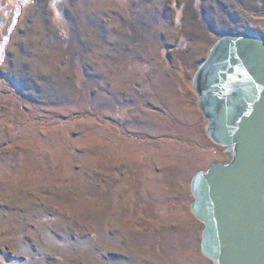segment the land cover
Returning <instances> with one entry per match:
<instances>
[{
	"label": "rangeland",
	"instance_id": "obj_1",
	"mask_svg": "<svg viewBox=\"0 0 264 264\" xmlns=\"http://www.w3.org/2000/svg\"><path fill=\"white\" fill-rule=\"evenodd\" d=\"M241 33L264 0H0V264H212L191 83Z\"/></svg>",
	"mask_w": 264,
	"mask_h": 264
},
{
	"label": "water",
	"instance_id": "obj_2",
	"mask_svg": "<svg viewBox=\"0 0 264 264\" xmlns=\"http://www.w3.org/2000/svg\"><path fill=\"white\" fill-rule=\"evenodd\" d=\"M191 85L207 137L231 156L190 181L200 253L212 264H264V40L222 35Z\"/></svg>",
	"mask_w": 264,
	"mask_h": 264
}]
</instances>
